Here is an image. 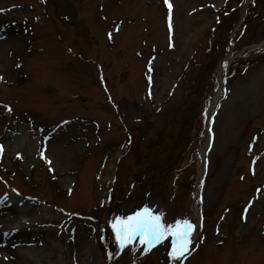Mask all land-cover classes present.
Masks as SVG:
<instances>
[{
    "label": "rangeland",
    "instance_id": "obj_1",
    "mask_svg": "<svg viewBox=\"0 0 264 264\" xmlns=\"http://www.w3.org/2000/svg\"><path fill=\"white\" fill-rule=\"evenodd\" d=\"M169 2L171 29L164 0H0V264H174L120 248L145 206L199 217L178 264H264V0Z\"/></svg>",
    "mask_w": 264,
    "mask_h": 264
},
{
    "label": "snow or ice",
    "instance_id": "obj_2",
    "mask_svg": "<svg viewBox=\"0 0 264 264\" xmlns=\"http://www.w3.org/2000/svg\"><path fill=\"white\" fill-rule=\"evenodd\" d=\"M169 9V28L171 29V9L172 4L169 0H164ZM111 38V33L109 34ZM3 79V77H0ZM9 112L10 106H5ZM3 152V146L0 145V153ZM43 155V154H42ZM51 164V161H47ZM253 174L255 172L253 171ZM243 179V178H242ZM203 201L201 200V203ZM112 230L116 234L121 249L132 244L139 238L142 245H146L144 252L147 254L157 244L163 242L169 237L172 238L171 251L169 257L175 261L181 257L190 254L192 247V235L196 225L189 220H177L174 224H165L163 214L156 215L147 206L137 210L128 216H120L111 222ZM111 257V254H109Z\"/></svg>",
    "mask_w": 264,
    "mask_h": 264
},
{
    "label": "bare ground",
    "instance_id": "obj_3",
    "mask_svg": "<svg viewBox=\"0 0 264 264\" xmlns=\"http://www.w3.org/2000/svg\"><path fill=\"white\" fill-rule=\"evenodd\" d=\"M202 172H203V168L200 169V175L202 174ZM19 220H20V219L17 218V221H18V222H19ZM83 239H85V238H83Z\"/></svg>",
    "mask_w": 264,
    "mask_h": 264
}]
</instances>
